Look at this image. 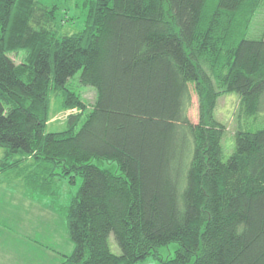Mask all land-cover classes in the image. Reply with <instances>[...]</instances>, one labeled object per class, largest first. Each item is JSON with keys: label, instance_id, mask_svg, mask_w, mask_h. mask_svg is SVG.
<instances>
[{"label": "trees", "instance_id": "trees-1", "mask_svg": "<svg viewBox=\"0 0 264 264\" xmlns=\"http://www.w3.org/2000/svg\"><path fill=\"white\" fill-rule=\"evenodd\" d=\"M263 5L87 0L59 33L60 6L0 0V172L45 194L75 187L59 264H264V34H245ZM221 93L242 114L226 158ZM53 95L70 110L60 130L47 129Z\"/></svg>", "mask_w": 264, "mask_h": 264}, {"label": "rangeland", "instance_id": "rangeland-1", "mask_svg": "<svg viewBox=\"0 0 264 264\" xmlns=\"http://www.w3.org/2000/svg\"><path fill=\"white\" fill-rule=\"evenodd\" d=\"M42 1L49 7L52 4L60 6L56 23L59 33L67 30L72 32L73 28L66 26L65 23L73 21L70 15L77 14L75 21L82 24L81 20L87 12V0ZM245 34L251 36L264 34V5L254 12ZM19 59L20 55L15 58L16 61ZM202 61L204 62H201V68L211 76L208 61ZM80 93L87 102L94 100L95 92L92 88L82 87ZM191 100L188 116L190 120L197 122L200 108L197 95L193 94ZM69 111L61 105L60 97L53 95L47 129H63ZM213 112L226 126V133L223 136L224 158H226L233 149V133L242 125V114L235 95L219 94ZM95 162L108 167L111 171L117 170L114 162L108 163L105 160ZM10 174L11 171L0 172V264H59L63 260V255L71 252L73 248V243L68 237L66 214L61 210L60 205L68 202L75 187L72 189L66 181L61 180L58 185L51 187L56 188L57 195L45 194L41 187L33 189L17 179L16 175ZM109 241L111 249L120 253L112 238ZM176 247L177 243L160 247L158 250L160 258H167L171 252L173 254ZM135 264L163 263L157 256L151 255Z\"/></svg>", "mask_w": 264, "mask_h": 264}, {"label": "crops", "instance_id": "crops-1", "mask_svg": "<svg viewBox=\"0 0 264 264\" xmlns=\"http://www.w3.org/2000/svg\"><path fill=\"white\" fill-rule=\"evenodd\" d=\"M10 177H12V176H10Z\"/></svg>", "mask_w": 264, "mask_h": 264}]
</instances>
